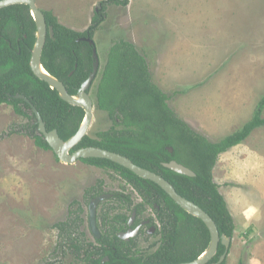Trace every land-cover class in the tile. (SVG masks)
Here are the masks:
<instances>
[{
	"label": "rangeland",
	"instance_id": "374dc122",
	"mask_svg": "<svg viewBox=\"0 0 264 264\" xmlns=\"http://www.w3.org/2000/svg\"><path fill=\"white\" fill-rule=\"evenodd\" d=\"M36 1L63 25L84 31L101 0ZM121 1L106 5L105 19L93 35L100 62L89 92L94 105L90 135L112 124L96 107L94 91L108 49L119 39L132 42L146 57L163 91L181 90L171 94L169 106L209 140L233 132L252 116L264 93V0ZM25 122L10 105H0V264H83L56 247L53 224L65 220L73 201L83 205L87 220L84 191L98 181L109 191L124 182L112 171L81 160L63 163L25 134H8ZM244 153L253 163L256 155L264 158V126L217 161L229 163ZM214 173L221 183L231 179L223 178L229 174L219 165ZM148 215L154 216L151 208L142 217ZM86 220L82 228L92 241ZM245 231L233 236L225 264L240 259L264 264V219L248 235Z\"/></svg>",
	"mask_w": 264,
	"mask_h": 264
},
{
	"label": "trees",
	"instance_id": "16d2710c",
	"mask_svg": "<svg viewBox=\"0 0 264 264\" xmlns=\"http://www.w3.org/2000/svg\"><path fill=\"white\" fill-rule=\"evenodd\" d=\"M109 3L123 1L101 0L84 31L67 27L52 11L42 10L53 35L47 33L41 64L63 83L71 95L77 93L92 70V46L82 38H93L105 19ZM35 33L36 24L28 5L12 4L0 8V105H10L16 114L26 118L25 123L10 129L8 134H25L37 147L51 150L38 132L30 103L40 114L46 130L56 129L63 140L78 130L84 110L62 100L55 89L33 74L29 60ZM178 93L181 90L171 92L172 95ZM16 94L24 95L30 103L16 98ZM171 94L156 83L146 57L132 42L125 39L115 41L108 49L94 91L96 107L105 111L113 124L94 135L87 133L70 152L94 146L128 157L136 165L165 178L178 194L209 214L220 235L232 239L234 220L213 179L212 170L221 153L242 143L254 129L264 126V93L247 121L213 141L174 112L168 104ZM167 147H172V152ZM170 160L189 167L195 176L163 166V162ZM81 161L111 169L137 190L142 201L133 204L128 195L117 193L105 201L99 217L105 225V232L97 240L98 244L87 243L86 233L81 228L84 224L83 207L73 201L65 220L53 224L57 229L56 247L61 253H68L83 264H178L196 259L207 249L210 233L203 221L181 208L156 183L109 159L90 157L81 158ZM132 204L137 217L151 208L154 216L148 215V218L153 224L157 221L154 233H145L143 242L137 238L125 242L116 235L119 229L125 228L129 214L123 210L113 211L119 208L130 211ZM251 231L249 226L245 234ZM224 251V245L219 243L209 263L216 262ZM105 257L108 260H104ZM225 262L226 259L221 264ZM236 264L243 262L240 259Z\"/></svg>",
	"mask_w": 264,
	"mask_h": 264
},
{
	"label": "water",
	"instance_id": "95a60500",
	"mask_svg": "<svg viewBox=\"0 0 264 264\" xmlns=\"http://www.w3.org/2000/svg\"><path fill=\"white\" fill-rule=\"evenodd\" d=\"M12 4H26L29 7V11L31 16L33 17L36 24V33H35V41L33 47L31 49V55L29 60V66L35 76L39 79L46 82L50 88L55 89L58 93V96L68 102L71 105L80 106L84 110V118L78 128V130L68 139L63 140L57 133L56 129H52L50 131L46 130L45 124L36 110L35 107L32 106L27 97L22 94H16V98H22L26 102L30 103L32 110L35 114L37 120V129L40 134L43 135L44 139L47 141L53 153L56 157L63 163L72 164L80 160L81 158H105L109 159L119 165L129 169L134 174L142 177L144 179H148L158 186H160L169 196L170 198L177 203L181 208H183L186 212L198 217L203 221L210 233V243L207 249L196 259L178 263V264H221L229 251L231 238L219 233L217 225L213 221V219L206 213L201 207L192 201L186 199L176 192L173 185L169 183L165 178L161 175L150 171L146 168L136 165L133 163L128 157L121 155L119 153L109 151L106 149H102L99 147L88 146L78 148L77 150L70 152L71 148L75 146L87 133L93 118V103L92 99L88 93V89L90 88L93 80L96 77L99 68V57L97 54V50L95 47V42L93 38L84 37L82 40H86L92 46V70L89 73L88 77L81 83L77 93L75 95H71L68 93L67 89L63 85V83L58 80L56 77L49 74L45 68L41 64V53L43 46L46 41L47 32H49L50 36L53 35L52 27H48L43 11L39 8L36 0H0V8L12 5ZM169 152H172V147H167ZM163 166L177 172L180 174L195 176V173L189 167L177 162L176 160H170L168 162H163ZM107 195H100L94 199H92L89 203V224L94 233L97 232L95 226V215H96V205L97 203L106 197ZM134 216V213L132 217ZM155 230L154 226H151L149 230L150 233H153ZM133 234L137 232V230L132 231ZM221 243L225 247L224 253L219 257L216 262L209 263L210 259L215 255L218 245ZM106 259L108 257H105ZM105 259V260H106Z\"/></svg>",
	"mask_w": 264,
	"mask_h": 264
},
{
	"label": "crops",
	"instance_id": "0c3cea01",
	"mask_svg": "<svg viewBox=\"0 0 264 264\" xmlns=\"http://www.w3.org/2000/svg\"><path fill=\"white\" fill-rule=\"evenodd\" d=\"M256 156L258 160L254 163L252 159L247 158L246 153L239 159H230L229 163L217 161L220 171L225 172L224 175L228 173L226 170H230L229 176L223 178L231 179L222 183L220 177L216 179L214 173L217 165L212 170L213 179L218 184L234 220V237L239 236L249 226L256 227L264 219V158L259 159V156ZM234 239H231V243ZM236 258L239 259V253Z\"/></svg>",
	"mask_w": 264,
	"mask_h": 264
},
{
	"label": "flooded vegetation",
	"instance_id": "af4514ba",
	"mask_svg": "<svg viewBox=\"0 0 264 264\" xmlns=\"http://www.w3.org/2000/svg\"><path fill=\"white\" fill-rule=\"evenodd\" d=\"M41 10H43V9H41ZM92 84H91V86H92ZM91 86L88 89V93L90 92ZM92 103H93V101H92ZM93 107H94V105H93ZM116 122H118V119H116ZM84 163H86V162H84ZM87 164H89V163H87ZM89 165H93V164H89ZM93 166L98 167V168H102V169H106V170H109V171H112L111 169L103 168V167H100V166H96V165H93ZM113 173L116 176H118V177H120L122 179V181L124 182V186H121L118 189H115L113 191H109V190H107L103 186V182L102 181H98L97 183H95L94 185L88 187L84 191V195L83 196H84V200L87 202V212H88V215H87V220L84 218V216H83V218H84V223H85V220H86L87 228H88V230L90 232L92 241H90V240L87 239V233H86L85 229H83L82 227L81 228L86 233V241H87L88 244H90V243L98 244L97 240L101 238L102 232H105V230H104L105 225H104L103 221L99 218L101 216V214H102L101 209L103 210L102 206L106 203L105 201H108L111 198H113V196H114L115 193H117V194H119L121 196L122 195H125V196L128 195L129 198L133 201V204H136V203H139V202L142 201L141 196L139 195V193L137 192V190L130 183L126 182L121 176H119L115 172H113ZM125 185L126 186H129V188L132 191L131 192H126ZM100 195H107V196L104 197L103 199H101L97 203V205H96L95 226H96L97 232L94 233L92 231L91 227H90V224H89V203H90V201L92 199H94V198H96V197H98ZM133 204L131 205L130 211H128V209H126V208H121V209L119 208V209L113 211V213H118L120 210H123V211H125V212H127L129 214V218H128V221L126 223L125 228L124 229H119L117 231V233H116L117 237L119 239L125 241V242H129L130 240H132L134 238H137L139 241L142 239V241H143V235L145 233L148 234V235H151V234L154 233L155 230L153 231V233H150L149 230L151 229V226H154L155 227V223L157 222V221L154 220L155 223L153 224L151 222V220L148 218V216L147 217H142V214L137 217L136 210H135V208H133ZM82 207H83V205H82ZM82 213H84V209H83V212ZM133 213H134V216L132 217ZM135 230H137V232L135 234H133L132 231H135ZM106 260H108V258Z\"/></svg>",
	"mask_w": 264,
	"mask_h": 264
}]
</instances>
